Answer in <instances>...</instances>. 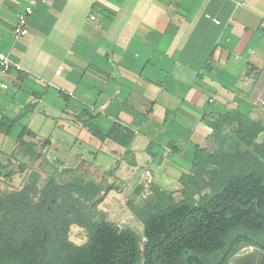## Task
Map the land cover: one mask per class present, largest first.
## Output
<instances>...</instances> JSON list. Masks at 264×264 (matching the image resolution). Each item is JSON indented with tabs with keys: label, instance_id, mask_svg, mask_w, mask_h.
Wrapping results in <instances>:
<instances>
[{
	"label": "crops",
	"instance_id": "crops-1",
	"mask_svg": "<svg viewBox=\"0 0 264 264\" xmlns=\"http://www.w3.org/2000/svg\"><path fill=\"white\" fill-rule=\"evenodd\" d=\"M0 52L22 67L0 72V119L21 114L0 131V163L33 156V141L45 162L91 173L111 206L177 186L194 149H214L219 112L264 124V0H0ZM83 121L134 137L124 148Z\"/></svg>",
	"mask_w": 264,
	"mask_h": 264
},
{
	"label": "trees",
	"instance_id": "trees-1",
	"mask_svg": "<svg viewBox=\"0 0 264 264\" xmlns=\"http://www.w3.org/2000/svg\"><path fill=\"white\" fill-rule=\"evenodd\" d=\"M19 117L21 114L1 117L0 131L8 134ZM83 123L98 139H110L124 148L134 137L125 127L111 125L104 132L87 121ZM207 125L216 147L194 149L190 173L182 174L177 185L182 198L170 201L166 191L159 190L141 206L129 204L132 214L143 225L142 248L133 229L108 220L102 212L87 209L80 197L73 196L76 187L60 186L49 177L46 186L38 191L47 194L45 205L39 208L31 205L29 199L37 193L34 182L0 197V224L7 222L11 226L13 235L18 236V245L22 241L28 246L33 240L32 227L38 229L39 237L31 252L35 259L25 256V249L14 258L13 253L1 252L0 264H226L242 245L264 252V139L261 144L254 142L264 133V124L236 109H228L219 112ZM226 127L229 129L225 132ZM229 142L236 145L234 153L226 149ZM241 145L251 147L252 151L242 152ZM241 156L250 158L245 163L254 160L259 165L240 171L237 161ZM90 188L92 196L101 191L95 182ZM60 191L72 197L65 222L55 219L47 209V205L52 207L50 198ZM165 199L169 201L167 206L162 203ZM70 223L85 228L84 243L69 240Z\"/></svg>",
	"mask_w": 264,
	"mask_h": 264
},
{
	"label": "rangeland",
	"instance_id": "rangeland-1",
	"mask_svg": "<svg viewBox=\"0 0 264 264\" xmlns=\"http://www.w3.org/2000/svg\"><path fill=\"white\" fill-rule=\"evenodd\" d=\"M255 142H261L260 139H255ZM31 146H34V155L28 156L27 158L20 157L19 155H12L11 161L9 165H3L0 163V197L6 196L10 191V188L22 186L23 182L25 185H30L34 182V188L38 191L41 190L47 184V179L52 177L56 184L62 186L68 184L76 187L73 194L75 196L80 197L84 204L90 207L92 210H97L105 214L106 218L110 221L117 223L119 226H126L133 229L139 236V244L140 247H143V230L142 227H139L140 224L134 219L132 216V212L130 210L129 204H136L141 206L145 203L147 197L142 199H136L133 197L132 192L126 195L127 200L125 201L124 196L117 194L113 198V206L109 205L108 202L103 201L104 198L100 197V192L96 196H92L90 186L94 184L96 181L95 177L91 173L85 171H81L77 166H70L72 168L71 172H65L66 168H59L52 162H45L44 153L39 150V147H36V143L33 141L30 142ZM215 145V144H214ZM216 147V145H215ZM214 147V148H215ZM236 145L232 142L227 143L226 149L231 152H235ZM78 146L73 147V149H77ZM81 150H86L84 144L79 147ZM242 152L245 150H251V147H246L244 145L240 146ZM253 156L257 157V154H253ZM51 158V157H50ZM245 159L250 160L248 156L239 157L237 164L240 166V171L252 169L257 167L259 163L257 161H251L249 163H245ZM262 162V160L260 159ZM20 174V180L17 183H12L10 180V175ZM205 178H208V174H204ZM166 196H169L170 201L177 202L182 198L181 191L178 190L177 186H170L166 189ZM204 191H201L203 193ZM34 196H29V199L34 201ZM198 195L195 197L198 199ZM140 198V197H139ZM163 206H167L169 203L168 200L165 199ZM68 238L75 244H82L86 240V232L84 229L71 226L68 232Z\"/></svg>",
	"mask_w": 264,
	"mask_h": 264
},
{
	"label": "flooded vegetation",
	"instance_id": "flooded-vegetation-1",
	"mask_svg": "<svg viewBox=\"0 0 264 264\" xmlns=\"http://www.w3.org/2000/svg\"><path fill=\"white\" fill-rule=\"evenodd\" d=\"M65 191L64 192L60 191V193H58V195H56L57 193L55 194V192H54L55 196L50 198V200L52 202V207L50 208L47 205V209L52 211V213H54V215L56 217L55 219H60V220H58L60 222H65L67 220V217H68L67 212H70V208L72 205V201H71L72 197H69L68 195H66ZM46 195H43L42 192L36 193L33 197L34 201H32L30 204L36 205L37 208H39L42 205H45ZM73 196L75 197L74 194H73ZM24 203L27 204L26 201ZM86 208L91 210V208L88 206H86ZM1 217L2 216H0V219H1ZM73 225L84 229V231L86 232L85 228L82 227L81 225H79L78 223H70L68 228L70 229V227ZM30 230L33 233V240H31V242L28 243V246L26 245L25 242H22V241H21L22 244L18 245V243H17L18 241L16 240L18 238V236L13 235V229L11 228V226L7 222L1 223L0 224V253L1 252L13 253L14 254L13 258H14L15 254L22 253V250L25 249V251H26V253H24L25 256H30V258L35 259V255L32 254L31 252L33 250V247L37 246L36 245L37 240L39 239L38 233H37L38 229L36 227H34V228L32 227V228H30ZM250 247H252V246L242 245L239 248V250L234 254L242 255L244 253L251 252ZM4 248H6L7 251L4 250ZM2 250H4V251H2ZM263 253L264 252L259 250L255 259H252L250 257L249 258L248 257L247 258H240L239 257V258H236V260L234 262L228 263V261H227L226 264H264V256H262Z\"/></svg>",
	"mask_w": 264,
	"mask_h": 264
},
{
	"label": "built area",
	"instance_id": "built-area-1",
	"mask_svg": "<svg viewBox=\"0 0 264 264\" xmlns=\"http://www.w3.org/2000/svg\"><path fill=\"white\" fill-rule=\"evenodd\" d=\"M39 1L45 2L46 0H39ZM31 13H32V7H25L21 11L16 13V21L12 29V34L14 35L15 38H17L18 36H23L28 32L26 23L28 16ZM91 18L94 19V16H91ZM12 69L19 71L22 70V67L19 64L13 62L8 55L0 52V72L6 74ZM61 71H62V66H58V68L55 70V74L60 75ZM0 88L5 89L6 84L0 82Z\"/></svg>",
	"mask_w": 264,
	"mask_h": 264
},
{
	"label": "water",
	"instance_id": "water-1",
	"mask_svg": "<svg viewBox=\"0 0 264 264\" xmlns=\"http://www.w3.org/2000/svg\"><path fill=\"white\" fill-rule=\"evenodd\" d=\"M250 249H251V252H248V253H244V254H242V255H238V254H234V255H232L231 257H230V259L228 260V263H230V262H234L235 260H236V258H252V259H255L256 258V256H257V254H258V252H259V249L258 248H256V247H250ZM262 256H264V253L262 254Z\"/></svg>",
	"mask_w": 264,
	"mask_h": 264
}]
</instances>
